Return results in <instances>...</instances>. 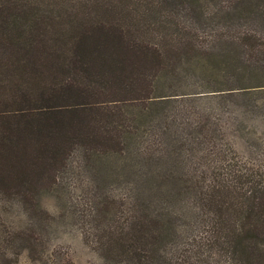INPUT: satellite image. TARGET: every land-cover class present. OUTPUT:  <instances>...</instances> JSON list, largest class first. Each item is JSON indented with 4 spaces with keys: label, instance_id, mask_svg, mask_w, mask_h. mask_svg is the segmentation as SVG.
Instances as JSON below:
<instances>
[{
    "label": "trees",
    "instance_id": "16d2710c",
    "mask_svg": "<svg viewBox=\"0 0 264 264\" xmlns=\"http://www.w3.org/2000/svg\"><path fill=\"white\" fill-rule=\"evenodd\" d=\"M0 156L39 264H264V0H0Z\"/></svg>",
    "mask_w": 264,
    "mask_h": 264
},
{
    "label": "rangeland",
    "instance_id": "374dc122",
    "mask_svg": "<svg viewBox=\"0 0 264 264\" xmlns=\"http://www.w3.org/2000/svg\"><path fill=\"white\" fill-rule=\"evenodd\" d=\"M6 168L7 164L0 156V172ZM9 169L12 172V167H9ZM11 181L15 183L16 178ZM45 200L50 208H55L51 198L46 197ZM29 222L30 217L21 203L0 189V264H39L37 260L30 256L25 247H16L15 244L7 242V238L12 234V231L17 228H25ZM52 248L60 251L59 261H56L57 264H101L99 255L84 241L80 230L76 226L61 231L52 240Z\"/></svg>",
    "mask_w": 264,
    "mask_h": 264
}]
</instances>
